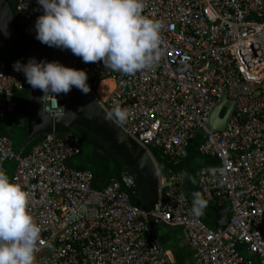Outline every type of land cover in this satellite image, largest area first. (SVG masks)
<instances>
[{"label": "built area", "instance_id": "2783aa9c", "mask_svg": "<svg viewBox=\"0 0 264 264\" xmlns=\"http://www.w3.org/2000/svg\"><path fill=\"white\" fill-rule=\"evenodd\" d=\"M11 4L18 32L39 42L42 8L36 0ZM143 15L162 24L161 59L152 69L127 76L76 56L72 67L87 72L109 118L118 108L131 113L123 125L110 119L152 158L155 146L181 162L189 140L205 131L197 150L220 164L200 168L197 184L207 202L229 203L228 224L215 229L193 217L181 177L170 171H159L150 211L132 203L138 188L128 170L92 188L90 171L66 164L80 152L70 132L44 134L25 156L0 136V171L15 162L10 180L30 194L29 211L41 228L36 264H167L148 215L182 229L193 264H264V0H146ZM27 86L23 73L0 59V117L15 111V94ZM223 95L235 105L221 128L210 129ZM65 98L44 95V113L61 115Z\"/></svg>", "mask_w": 264, "mask_h": 264}, {"label": "clouds", "instance_id": "9594fccd", "mask_svg": "<svg viewBox=\"0 0 264 264\" xmlns=\"http://www.w3.org/2000/svg\"><path fill=\"white\" fill-rule=\"evenodd\" d=\"M36 2L43 10L35 21V39L41 44L70 50L83 63L102 62L104 67L127 76L150 70L161 59L162 24L143 15L146 0ZM12 67L23 73L33 90L44 95H67L72 88L84 95L91 91L85 70L58 61L37 62L33 57L27 63L16 61ZM43 111L42 107L39 115ZM130 116L127 109L119 108L110 114L121 125ZM29 201L30 194L0 171V264H36L41 228L29 211ZM206 207L207 200L201 193H193V217L203 216Z\"/></svg>", "mask_w": 264, "mask_h": 264}, {"label": "water", "instance_id": "95a60500", "mask_svg": "<svg viewBox=\"0 0 264 264\" xmlns=\"http://www.w3.org/2000/svg\"><path fill=\"white\" fill-rule=\"evenodd\" d=\"M0 50L22 59L25 63L34 57L37 62L41 60L58 61L69 68H73L72 63L75 57L70 50L62 51L40 42L25 39L14 25L12 8L7 0H0ZM43 95L40 90H33L29 86L23 99L22 111L27 129V138L23 147L36 135L51 131L67 133L71 127H80L106 143L108 149L120 158L135 179L141 208L145 211L153 210L154 205L158 202L159 173L154 159L104 113L92 93L84 95L78 89L72 88L65 95L62 114L56 117H51L44 111L39 115L42 109ZM234 105L233 100H229L226 95H223L209 116L208 127L210 129L221 128ZM81 107H83L82 111L78 112ZM222 108H224V112L220 116ZM197 132L202 138L206 136L203 129H198ZM189 142L191 143L192 139ZM216 163L220 164L218 160ZM213 219V228L223 229L229 221V203L223 204L220 209H214ZM146 220L152 230L162 223L159 218L152 215L146 216Z\"/></svg>", "mask_w": 264, "mask_h": 264}, {"label": "trees", "instance_id": "16d2710c", "mask_svg": "<svg viewBox=\"0 0 264 264\" xmlns=\"http://www.w3.org/2000/svg\"><path fill=\"white\" fill-rule=\"evenodd\" d=\"M12 7L11 0H7ZM17 27L16 23L14 22ZM18 29V27H17ZM19 33L26 39V37ZM0 59H2L8 68L12 67L16 61L25 63L22 59L10 55L4 50H0ZM28 86L23 90L16 92L15 111L8 116L0 117V136L8 135L12 140L13 151L25 156L32 151V148L40 141L44 134L36 135L24 147L23 144L27 138L26 123L22 111V102L28 91ZM70 133L74 134L80 144V152L70 157L66 164L73 169L90 171L92 174L91 186L94 189L101 190L109 182L110 178H119L121 171L127 170L120 158L115 156L107 147V144L98 137L85 131L80 127H71ZM202 137L196 135L192 142L187 147L186 157L179 163L172 162L166 155L162 154L161 150L155 146H150L149 149L157 164L159 171L163 174L173 172L181 177L179 186L185 193L192 207L193 193L200 192L198 188V172L199 169L206 166L216 164L215 159L203 157L199 154L197 147L201 142ZM15 162L7 161L4 164L5 173L12 177L14 172ZM194 181V182H193ZM201 193V192H200ZM202 195V194H201ZM134 205L140 206L139 193L131 199ZM215 203L207 202V207L204 210V215L200 219L210 228H213V210L220 209Z\"/></svg>", "mask_w": 264, "mask_h": 264}, {"label": "crops", "instance_id": "0c3cea01", "mask_svg": "<svg viewBox=\"0 0 264 264\" xmlns=\"http://www.w3.org/2000/svg\"><path fill=\"white\" fill-rule=\"evenodd\" d=\"M153 234L164 251L167 264H193L192 250L186 244L180 227L161 223L153 229Z\"/></svg>", "mask_w": 264, "mask_h": 264}, {"label": "bare ground", "instance_id": "6f19581e", "mask_svg": "<svg viewBox=\"0 0 264 264\" xmlns=\"http://www.w3.org/2000/svg\"><path fill=\"white\" fill-rule=\"evenodd\" d=\"M102 86H103V84H101V86H100V91L102 90Z\"/></svg>", "mask_w": 264, "mask_h": 264}, {"label": "flooded vegetation", "instance_id": "af4514ba", "mask_svg": "<svg viewBox=\"0 0 264 264\" xmlns=\"http://www.w3.org/2000/svg\"><path fill=\"white\" fill-rule=\"evenodd\" d=\"M197 135H199L198 132H197Z\"/></svg>", "mask_w": 264, "mask_h": 264}]
</instances>
